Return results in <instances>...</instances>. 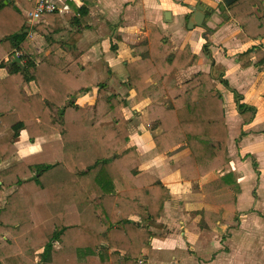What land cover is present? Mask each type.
I'll list each match as a JSON object with an SVG mask.
<instances>
[{"label": "trees", "instance_id": "16d2710c", "mask_svg": "<svg viewBox=\"0 0 264 264\" xmlns=\"http://www.w3.org/2000/svg\"><path fill=\"white\" fill-rule=\"evenodd\" d=\"M17 2L0 0V134L12 130L15 140L24 132L30 142L60 138L43 142L38 151L0 172V199L4 189H13L0 204V264H149L152 241L166 239L157 233L164 230V206L176 196L159 178L139 169L137 149L129 147L127 102L99 84L97 70L84 62L76 48L82 32L59 41L46 24L30 28L22 9L32 11L33 3ZM227 10L241 28L242 42L264 39V0H233ZM86 12L74 24H81ZM57 16L46 15L52 26ZM149 29L148 37L132 47L138 59L126 61L125 86L137 102L152 101L142 119L157 152L170 157L182 179L202 182L192 198L225 195L214 204L232 207L227 221L238 220L242 190L229 158L224 95L212 73L178 82L177 74L199 58L189 46L173 51L158 27L150 24ZM31 32L48 39L50 56L37 62L22 54L23 66L5 64ZM203 39V50L211 56L209 39ZM253 59L264 69V44L240 54L238 63L246 69ZM219 80L233 93L243 124H251L256 107ZM92 87L97 88L96 103L80 107L76 94ZM157 97L166 102L154 103ZM17 152L15 141L0 144V163ZM211 213L210 208L194 212L198 228L215 226ZM61 237L69 239L73 252L63 250Z\"/></svg>", "mask_w": 264, "mask_h": 264}, {"label": "crops", "instance_id": "0c3cea01", "mask_svg": "<svg viewBox=\"0 0 264 264\" xmlns=\"http://www.w3.org/2000/svg\"><path fill=\"white\" fill-rule=\"evenodd\" d=\"M17 1L19 2V0ZM50 1L53 2L61 12H57L58 16L53 26L46 15L40 22L51 27L55 31V38L57 37L59 41H67L72 33L81 31L82 36L77 41L76 48L83 54L84 62L91 64L97 70L99 84H106L111 93L127 100L128 106L132 107L136 114L144 113V110L151 105L152 101L147 99L142 102H137L134 91L125 86L128 79L125 64L126 61L131 62L138 59V56L132 52V47L138 46L148 37L150 32L149 25L153 24L159 28L162 34L171 41L173 51L182 50L186 46H189L192 55L199 58L198 62L196 64H190L185 70L180 71L176 76L177 81H185L199 72L212 73L214 77L219 75L218 79L228 82L229 89H234L243 96L244 103L256 107L257 113L251 124L246 126L242 125L243 121L241 119L240 124L236 125L238 126L236 132L235 130L233 133L228 131V152L231 167L232 165L236 167L241 164L242 161L251 157L255 159L250 153L242 152L241 148L248 137H250L251 140H253L252 137L259 138L264 144V69L262 66L256 65L255 59H253V64L250 67L243 69L238 63V56L253 46L264 44V39L242 42L239 38L241 35V28L239 24L231 18L227 9L226 12L229 18L225 19L224 14L216 9L214 0ZM198 7H203L209 11L211 9V15L205 20L206 27H195V29L189 30L188 23L192 18L193 10ZM220 7L221 6H219V8ZM22 10L27 19L28 13L31 11ZM81 12L87 13L84 15L83 22L79 25L74 24L76 19L80 17ZM167 12L170 13V19L166 14ZM27 23L30 27V23L28 21ZM34 25L30 28H33ZM207 29L209 31H207ZM204 36H207V39H209L211 56H207L203 50V45L205 43L203 39ZM114 46L118 47L117 52L112 49ZM51 51L52 49L50 50L48 47L47 38L38 33L31 32L28 39L21 45L20 51L14 54L13 58H15V56L20 57L22 54H28L32 55L37 62H40L41 58L44 56L49 57ZM57 53L61 55L64 52L60 50ZM21 62V66H23L24 63L22 60ZM4 63L14 64L13 61L5 62V59ZM221 75L222 77L220 78ZM219 90L222 91L224 96L227 92L229 99L231 98L232 100L230 105L231 114L236 116L237 113L239 116L233 93L221 83ZM83 94H85V97L89 98L92 96L93 103L91 105L96 103V87H92L91 93L83 92L76 94V103L79 105H81V100L85 98ZM78 97H80L79 100ZM81 97H83V99H81ZM154 103H158L157 100ZM234 108L236 111H234ZM260 114L262 117L259 116ZM226 116L228 117V127L232 122L229 120L227 111ZM131 119L132 121L128 126L130 133L129 147H136L137 149L140 161L139 169L142 172L159 178L170 192L176 196L174 201L165 204L162 213L164 230L157 231V233L166 235V240L154 239L152 241L150 255H154V257L163 263L158 257L164 259L165 256L167 257V252L178 249L177 244H169L171 235L168 236L167 232L169 230L174 231L180 229L183 232L182 235H180V238L177 236L176 239H173V242L175 243L180 240V242H183V247L186 242L190 243V248H192L190 253L194 256L193 249L196 250L207 264H264V237L261 236L259 232L256 234L260 227L264 225V220L262 216L256 215V213L246 212L252 208L259 209L257 206L259 205L258 201L260 202V197L257 195V191V200H255L254 206L252 208H247L246 211L238 210L240 213L238 220L229 222L232 223V225H229L232 229L227 230L229 237H222L221 224L219 221L215 223L212 229H208V233H206L207 229L201 230L194 220L186 217H190V211L196 204H203V202L201 203V201L192 198V196H198V191L197 194H194L192 191V184L195 181L182 179L179 172L172 170L169 157L167 155L162 156L157 152L150 131L147 130L145 125H142L141 116ZM260 120H262V125H254L260 122ZM242 132H244L245 135H240L238 145L240 153L247 155L240 160L239 158L237 159L236 156H232L231 148L235 143V136ZM23 134L24 132L15 140L12 130H7L0 134V144L15 141L18 150L17 154L10 161L0 163V172L19 162L26 156L25 153L30 147L29 145H31L32 148V146H34L32 144H35L36 141L45 139H37L35 142L28 141L24 144L20 141ZM21 145H23L24 155H20ZM240 181L241 179H239V182ZM197 183L201 190L202 182L198 181ZM259 187L260 185H258V190ZM12 192L13 189L3 190L2 203L5 202L7 196ZM206 197V195L202 196L203 199ZM168 211L171 213L170 220L165 219L163 216L164 213ZM246 217L248 218L245 219ZM233 224H236L238 227L233 229ZM219 236H221V238ZM251 238L254 239L253 243H250ZM224 246L228 247V252L222 251L225 250ZM150 255H148V258H150L149 264H154ZM240 255H242V258ZM239 258L242 260H239ZM166 259L170 260L168 258ZM174 260L177 261L178 258H174ZM199 260L202 262L201 259Z\"/></svg>", "mask_w": 264, "mask_h": 264}, {"label": "rangeland", "instance_id": "374dc122", "mask_svg": "<svg viewBox=\"0 0 264 264\" xmlns=\"http://www.w3.org/2000/svg\"><path fill=\"white\" fill-rule=\"evenodd\" d=\"M39 22H36L34 24H37ZM34 24H30V27ZM56 39H58V38L56 37ZM7 64H9V63H7ZM218 76L214 77L215 78L214 85L219 89L220 83H219V79H218L219 77ZM91 90H92V88H90V90H88L87 92L91 93ZM83 97H85V94H83ZM83 97H81V99H83ZM224 97L226 100V111L228 114V110L231 109L230 105H231L232 100H231V98L229 99L227 92H226V95ZM79 99H80V97H78V100ZM156 100L160 104L166 102V98H164V97H157L154 101H156ZM126 102H127V107L124 109V113L129 119L135 118L137 116L142 117L143 113H141V114L140 113H138V114L134 113V109L132 107L128 106L127 100H126ZM92 103H93V98L91 96V98L85 97L83 100H81V102H80L81 105H79V104L78 105L81 107H85V106H91ZM234 111H236L235 108H234ZM259 116L262 117L261 114ZM229 120L232 123L228 126V131L233 133L235 130V132H236V130L238 128V126H236V125L240 124L241 118L236 113V116H233L231 114ZM263 120H264V118H263ZM131 121H132V119H131ZM142 125H145L147 130H149L148 126L145 124L143 119H142ZM227 125H228V122H227ZM242 125H244V124H242ZM254 125H262V120H260V122H258L257 124H254ZM240 135L241 134L238 133L235 136L236 139H235V143H234L233 147L231 148V154H232V156L234 155V156H236L237 159L239 158L241 160L247 154H241L240 153V149H239V145H238ZM56 138H60V136H55V137L47 138V139L45 138L41 141H36L35 144H32V145H34V146H32V148H31V145H29L30 147L28 148V150H26L25 155L27 156L29 153L31 154L34 151H37L40 148L39 145H41L43 142H46V141L52 140V139H56ZM252 138H253V140H251L250 137L247 138L245 143H243L244 145L241 148V151L244 153H250L251 156L255 157L256 162L259 163L258 164V170H259L258 173L253 168V165H252L253 159L251 156H249L251 158L242 161L241 164L237 165L236 167H233V165H232L234 172L236 174L238 172V177H239V179H241L239 184H240V187L242 189V194L238 197V210L239 211H246L247 208H252L255 204V200H257L256 196L258 195L260 197V202L258 201L259 205L257 206V207H259V209L252 208L251 210L246 211V212L247 213H251V212L256 213V215L258 214V215L262 216V218L264 220V144L262 141L259 140V138H254V137H252ZM20 141L23 142L24 144H26L29 141L27 138V135L25 133L21 136ZM20 155H24L23 145H21V148H20ZM169 159H170V157H169ZM139 164H140V161H139ZM260 175H261V178H260ZM258 185H260L259 190H258ZM199 190L200 189H199L198 183L194 182L192 184L193 193L197 194V191L199 193ZM255 190L257 191V195H254ZM2 197H3V195H2ZM2 197L0 199V204L2 203ZM223 197H225V195L217 194V195H214L211 197L207 196L205 199H201V200L197 199V200L201 201V203L203 202V204H201V205L199 203L196 204L195 207L190 211V217L186 216V215L185 216L188 217V219H192L195 221V219H194V212L195 211H198L201 209H206L208 211V208H210L213 211L210 214V218L214 221V223L219 221V223L221 224L220 227L222 230V237L227 238V237H229V234H227V230L232 229L231 226H229V225H232V223H229L227 221V216L231 212L232 207H226L225 206V207L221 208L219 205L214 204V201L216 199L223 198ZM246 212H244V213H246ZM163 216L165 219H168V220L171 219V213L169 211L164 213ZM247 218L248 217H246L245 219H247ZM263 226L260 227V229L256 232V234H258V232H259V234L264 237V227ZM237 227L238 226H236V224H233V229H235ZM230 232H231V230H230ZM182 233L183 232L180 229L174 230V231L169 230L167 232L168 236L171 235L170 236L171 240L169 241V244H172V243L177 244L178 249L167 252V257L165 256L164 259L160 258V257H158V258L161 259L164 264H194V263L195 264H197V263L198 264H207V262L203 258L200 257V254L196 250L193 249L194 256L190 253V251L192 250V248H190V246H191L190 243L186 242L184 247H183L182 246L183 242H180V240L178 242H175V243L173 242V239H176L177 236L180 238V235H182ZM206 233H208V228H207ZM219 237L221 238V236H219ZM165 240H163V241H165ZM253 241H254V239L251 238L250 243H253ZM179 243H181V244H179ZM60 245L65 252L66 251L67 252L73 251L72 245H71V243L67 237H61L60 238ZM71 248H72V250H71ZM151 249L146 253L147 257H149L148 255H150ZM222 251L228 252L229 251L228 247H225V250H222ZM150 256L152 258V262L154 261V264H163L160 262V260H158L156 257H154V255H150ZM240 256L242 258V255H240ZM166 258H168L170 260H167ZM174 258H178L179 261L174 260ZM241 258H239V260H242ZM199 259H201L202 262H200ZM36 260L38 261V259H36ZM148 260H150V258H148ZM195 260H196V262H195Z\"/></svg>", "mask_w": 264, "mask_h": 264}, {"label": "built area", "instance_id": "2783aa9c", "mask_svg": "<svg viewBox=\"0 0 264 264\" xmlns=\"http://www.w3.org/2000/svg\"><path fill=\"white\" fill-rule=\"evenodd\" d=\"M31 2L33 3V10L29 12L27 16V21L30 24L39 22L45 15L61 12L60 9H58V7L50 0H31ZM214 2L217 10L220 11L219 6H221L224 1L214 0ZM12 60L13 57L10 55L5 58V62H10Z\"/></svg>", "mask_w": 264, "mask_h": 264}, {"label": "water", "instance_id": "95a60500", "mask_svg": "<svg viewBox=\"0 0 264 264\" xmlns=\"http://www.w3.org/2000/svg\"><path fill=\"white\" fill-rule=\"evenodd\" d=\"M232 1L233 0H224V3L219 8L220 11L224 14L225 19L229 18V15L227 14L226 9L232 3ZM166 14L168 18L170 19V13L167 12ZM210 15H211V12L209 10H206L203 7L196 8L195 10H193L192 18L190 19L188 23V29L193 30L195 29V27H203V24L205 23L206 18ZM12 61L13 63H18L22 65L20 57L18 56H15V58H13Z\"/></svg>", "mask_w": 264, "mask_h": 264}, {"label": "bare ground", "instance_id": "6f19581e", "mask_svg": "<svg viewBox=\"0 0 264 264\" xmlns=\"http://www.w3.org/2000/svg\"><path fill=\"white\" fill-rule=\"evenodd\" d=\"M228 115H229V119H230V115H231V110H229V113H228Z\"/></svg>", "mask_w": 264, "mask_h": 264}]
</instances>
